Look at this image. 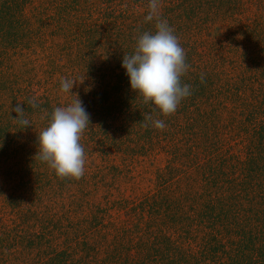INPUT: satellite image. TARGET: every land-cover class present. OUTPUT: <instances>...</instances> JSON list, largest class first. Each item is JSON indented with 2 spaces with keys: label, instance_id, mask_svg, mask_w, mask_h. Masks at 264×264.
<instances>
[{
  "label": "trees",
  "instance_id": "obj_1",
  "mask_svg": "<svg viewBox=\"0 0 264 264\" xmlns=\"http://www.w3.org/2000/svg\"><path fill=\"white\" fill-rule=\"evenodd\" d=\"M149 3L0 0V264H264V0H158L190 65L167 117L122 67L156 30ZM78 97L85 174L61 179L38 132ZM159 156L148 191L126 196V167Z\"/></svg>",
  "mask_w": 264,
  "mask_h": 264
},
{
  "label": "clouds",
  "instance_id": "obj_2",
  "mask_svg": "<svg viewBox=\"0 0 264 264\" xmlns=\"http://www.w3.org/2000/svg\"><path fill=\"white\" fill-rule=\"evenodd\" d=\"M158 0H150L146 22H155V32L144 31L134 37L136 43L132 54H126L122 67L126 69L130 86L142 97L143 103L154 105L160 115L165 117L177 111L181 101L192 94L191 85L182 83V77L190 65L186 63V52L181 46L174 29L163 19ZM201 83L204 74H201ZM76 83L75 80L62 79L61 91L67 93ZM28 103L36 108L35 98ZM13 111L18 114L19 123L25 127L30 121L23 117L24 108L17 104ZM145 127L151 126L164 130L162 119L144 115ZM90 124V114L79 97L67 106L55 107L50 114L48 125L38 132V153L36 157L46 162L61 178L81 179L85 174V149L80 143L82 133Z\"/></svg>",
  "mask_w": 264,
  "mask_h": 264
},
{
  "label": "rangeland",
  "instance_id": "obj_3",
  "mask_svg": "<svg viewBox=\"0 0 264 264\" xmlns=\"http://www.w3.org/2000/svg\"><path fill=\"white\" fill-rule=\"evenodd\" d=\"M165 160L162 156L152 160H143L131 164V167H126L125 172L128 173L120 183L122 191L126 196H138L147 192L152 184L155 170L164 165ZM128 170V171H127Z\"/></svg>",
  "mask_w": 264,
  "mask_h": 264
}]
</instances>
